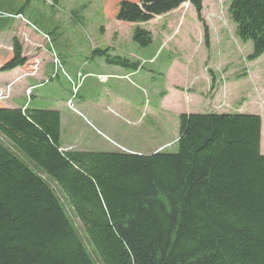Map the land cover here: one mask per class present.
<instances>
[{
    "label": "trees",
    "instance_id": "obj_1",
    "mask_svg": "<svg viewBox=\"0 0 264 264\" xmlns=\"http://www.w3.org/2000/svg\"><path fill=\"white\" fill-rule=\"evenodd\" d=\"M187 2L208 49L203 0H103V7L117 21L145 23ZM228 11L238 38L251 43L246 60L258 59L264 0H231ZM131 39L141 47L152 42L138 26ZM91 53L139 68L109 47ZM26 64L13 37L0 72ZM30 104H0V136L8 144L0 140V264H97L56 190L99 264H264L258 114L181 113L176 151L144 154L65 149L59 111Z\"/></svg>",
    "mask_w": 264,
    "mask_h": 264
},
{
    "label": "rangeland",
    "instance_id": "obj_2",
    "mask_svg": "<svg viewBox=\"0 0 264 264\" xmlns=\"http://www.w3.org/2000/svg\"><path fill=\"white\" fill-rule=\"evenodd\" d=\"M230 2L203 0L202 17L210 36L207 49L202 26L188 2L148 22L127 23L108 15L103 0H29L27 5L25 0H0V66L11 53L13 37L29 62L16 78L10 75L14 79L0 76V104H9L16 89L27 96L21 101L31 98L30 106L58 110L64 148L113 151L123 150L125 144L144 154L176 151L181 113L258 114L264 155V53L254 61L246 60L251 43L238 38L228 11ZM136 26L150 32L151 44L141 47L132 41ZM96 47L133 56L138 71L128 79L120 78L116 73L125 69L111 68L102 57H93ZM21 78L32 86L30 94L28 87H20ZM113 92L130 93L135 118L129 122L109 111L111 118L91 124V102H102ZM103 122L121 128L128 139L106 129ZM0 140L8 145L3 137ZM56 191L99 264L78 220Z\"/></svg>",
    "mask_w": 264,
    "mask_h": 264
},
{
    "label": "crops",
    "instance_id": "obj_3",
    "mask_svg": "<svg viewBox=\"0 0 264 264\" xmlns=\"http://www.w3.org/2000/svg\"><path fill=\"white\" fill-rule=\"evenodd\" d=\"M111 54H114V53H111ZM130 56H126V57L128 59H131V60L135 61L134 59L131 58L133 56H131V57ZM28 63L29 62H27V64L25 66H22L23 68L17 67L15 69H13L12 71L4 72V73L0 72V76H3L4 77L3 79H5V78L8 79V81H9V79H14V78H16L17 72L18 71L22 72L25 69L24 67H27ZM108 65H111L112 66L111 68H114V69H117L118 67L119 68H123V67L117 66V65H112V64H108ZM123 69H125V70H120L121 72L116 73V74L120 78H125V79H128L129 77L135 75V72L138 71V69H136V70L128 69V68H123ZM116 74H114V75H116ZM10 75H12V77L13 76H15V77L14 78H9ZM104 75H111V73L110 74H104ZM25 78H21L20 83L22 85H24V87L22 85L20 87H22V89L23 88L25 89L27 87L28 88H32V86L27 85L26 81L24 80ZM40 78H42V76L39 77V79ZM39 84H42V83H39ZM14 91H17V92H14L16 94V96L12 97V99L8 102L9 104H4L6 107H14V106H17L19 104L28 102V99H25L24 101H21L23 96L25 95L24 92L21 93V94H18L19 93L18 90L15 89ZM130 96H131L130 93H127L125 95V94H115L113 92L112 94H106V97H105V99L102 102L97 101V100L96 101H92L90 106H89V109H88V112L90 114H92V116H91L92 121H89V122H91V124H92L93 122H97V121L101 122V121H103L104 120L103 118H111L109 115L106 114L109 111H111V113L113 112V114H116L117 117L121 116L123 118H127L128 120H126V121L133 120V118H135V103L132 101V96L131 97ZM25 97H27V96L25 95ZM99 103H101L102 106H98ZM101 118H102V120H100ZM103 126L106 129H108L110 131H113L114 134L117 133L122 138H125L126 140L128 139L123 134V132H120L121 128H117V127L112 128V126L107 125L105 122H103ZM117 134H115V135H117ZM123 147H124L123 150L121 149V150H113V151H123V152H127V153H135L134 151H131V149H128L125 144H124ZM70 148H65V149H70Z\"/></svg>",
    "mask_w": 264,
    "mask_h": 264
},
{
    "label": "built area",
    "instance_id": "obj_4",
    "mask_svg": "<svg viewBox=\"0 0 264 264\" xmlns=\"http://www.w3.org/2000/svg\"><path fill=\"white\" fill-rule=\"evenodd\" d=\"M104 77L103 76H101V79H103ZM28 92H30V88L28 89Z\"/></svg>",
    "mask_w": 264,
    "mask_h": 264
}]
</instances>
